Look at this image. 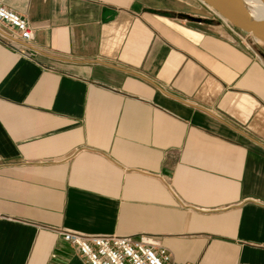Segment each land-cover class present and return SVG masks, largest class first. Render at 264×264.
I'll return each mask as SVG.
<instances>
[{"label":"crops","instance_id":"obj_1","mask_svg":"<svg viewBox=\"0 0 264 264\" xmlns=\"http://www.w3.org/2000/svg\"><path fill=\"white\" fill-rule=\"evenodd\" d=\"M199 1L0 0V264H89L57 229L264 264V52Z\"/></svg>","mask_w":264,"mask_h":264},{"label":"built area","instance_id":"obj_2","mask_svg":"<svg viewBox=\"0 0 264 264\" xmlns=\"http://www.w3.org/2000/svg\"><path fill=\"white\" fill-rule=\"evenodd\" d=\"M215 16L222 19L231 29L237 28L216 10L202 2ZM0 22L10 34L22 40L33 39L30 21L19 12L0 3ZM248 34V33H247ZM240 36L245 38L243 34ZM246 39V38H245ZM257 55L258 53L254 51ZM57 232L73 244L89 264H172L171 253L157 241L145 234H84L65 229Z\"/></svg>","mask_w":264,"mask_h":264},{"label":"water","instance_id":"obj_3","mask_svg":"<svg viewBox=\"0 0 264 264\" xmlns=\"http://www.w3.org/2000/svg\"><path fill=\"white\" fill-rule=\"evenodd\" d=\"M235 27L251 34L256 40L264 44V17L256 18L250 15L240 0H201ZM264 1V0H263ZM182 17L194 21H202V17L181 12Z\"/></svg>","mask_w":264,"mask_h":264},{"label":"bare ground","instance_id":"obj_4","mask_svg":"<svg viewBox=\"0 0 264 264\" xmlns=\"http://www.w3.org/2000/svg\"><path fill=\"white\" fill-rule=\"evenodd\" d=\"M246 11L256 18L264 17L263 0H240Z\"/></svg>","mask_w":264,"mask_h":264},{"label":"rangeland","instance_id":"obj_5","mask_svg":"<svg viewBox=\"0 0 264 264\" xmlns=\"http://www.w3.org/2000/svg\"><path fill=\"white\" fill-rule=\"evenodd\" d=\"M189 2H191V4L193 5H197L200 4V1L199 0H187ZM237 28V27H236ZM239 32L241 34H243V36L248 40V41H252L254 43L251 42V45L253 46V48L255 49L256 52H258L259 54L260 53H263L264 52V44L261 43L260 41L256 40L251 34H247L245 31L239 29Z\"/></svg>","mask_w":264,"mask_h":264}]
</instances>
